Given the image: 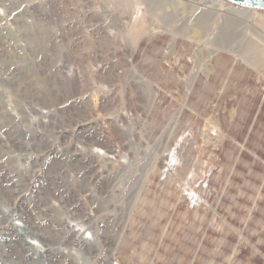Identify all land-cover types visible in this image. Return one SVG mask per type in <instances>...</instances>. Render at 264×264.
I'll return each mask as SVG.
<instances>
[{
  "label": "rangeland",
  "instance_id": "374dc122",
  "mask_svg": "<svg viewBox=\"0 0 264 264\" xmlns=\"http://www.w3.org/2000/svg\"><path fill=\"white\" fill-rule=\"evenodd\" d=\"M220 1L0 0V264H189L263 233L264 12Z\"/></svg>",
  "mask_w": 264,
  "mask_h": 264
},
{
  "label": "crops",
  "instance_id": "0c3cea01",
  "mask_svg": "<svg viewBox=\"0 0 264 264\" xmlns=\"http://www.w3.org/2000/svg\"><path fill=\"white\" fill-rule=\"evenodd\" d=\"M245 107L247 108L246 112L250 111L249 109L250 106L247 103ZM256 113H257V128L260 132L259 139L261 140L264 146V91L263 94H261V96L258 97ZM238 128L246 129L247 127L245 128L243 125L242 126L240 125ZM247 129H250V127H248ZM249 133L250 132H248L247 138H249ZM226 144L227 143L224 141L223 146H225ZM260 152L259 155L256 156L258 160L256 161V163L259 164L261 169H263V173H264V154ZM222 160L223 163L220 164L221 166L219 165L220 174L218 175L220 177L225 176L224 185L228 187L232 184V180L235 178V175L239 176L237 174V171H238V167L242 166L241 154L240 153L234 154L232 152H229L227 156L222 158ZM249 171H251V169H249ZM263 186H264V180L262 187H260L259 193H262L264 191ZM229 208L230 207H225V212H228ZM256 208H257V203L253 205V209H251L250 214H252V211L256 210ZM186 209H189L188 205ZM215 215H219L218 210H216ZM231 215L233 216L234 214L231 213V210H229L227 216H231ZM227 216H226V220L224 221L225 225L227 224L228 227L231 226V228H234V226H232V224H234V221L230 220L228 223ZM250 216H248L247 220L244 222L245 227L251 225L252 217ZM244 230L245 228L242 230L243 234L238 235V238L234 243H233V239L231 242L221 241V244L225 246V249L213 248L212 250L208 251L207 253L210 254L211 256L209 260H207L206 258L203 259L201 256L203 250V243H202L197 250L195 249L192 251L193 254L192 260L190 261L189 264H262V259L264 258V230L263 233H256L254 235H246V234L244 235ZM190 234L191 233L185 234L187 236L185 237V240L188 241L187 238L189 237L190 240L188 242H191L193 245H195V236L190 237ZM240 239H242V242L240 241ZM177 242L181 244L180 239H177ZM166 253L167 255H160L161 253L159 251H153V257L155 259L157 258L166 259L167 257H170L169 256L170 254H172L173 258L175 259L177 258L174 256L175 252L171 253L170 251H167Z\"/></svg>",
  "mask_w": 264,
  "mask_h": 264
},
{
  "label": "water",
  "instance_id": "95a60500",
  "mask_svg": "<svg viewBox=\"0 0 264 264\" xmlns=\"http://www.w3.org/2000/svg\"><path fill=\"white\" fill-rule=\"evenodd\" d=\"M224 1L229 5L244 10L264 12V0H224Z\"/></svg>",
  "mask_w": 264,
  "mask_h": 264
},
{
  "label": "bare ground",
  "instance_id": "6f19581e",
  "mask_svg": "<svg viewBox=\"0 0 264 264\" xmlns=\"http://www.w3.org/2000/svg\"><path fill=\"white\" fill-rule=\"evenodd\" d=\"M202 1V0H201ZM204 4L206 7H208L209 9H213L214 7L218 6L219 3H220V6H221V1L220 0H203ZM232 6V5H231ZM229 6V5H226V7H228L227 9L228 10H231L233 11L232 7ZM237 12L240 11V10H236ZM238 16H242L241 14H239ZM244 16V15H243Z\"/></svg>",
  "mask_w": 264,
  "mask_h": 264
}]
</instances>
